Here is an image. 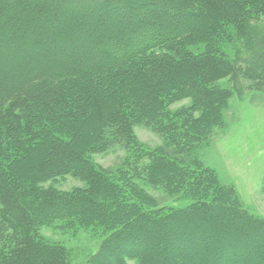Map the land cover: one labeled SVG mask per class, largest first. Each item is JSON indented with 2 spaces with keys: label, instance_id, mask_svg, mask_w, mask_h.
<instances>
[{
  "label": "trees",
  "instance_id": "obj_1",
  "mask_svg": "<svg viewBox=\"0 0 264 264\" xmlns=\"http://www.w3.org/2000/svg\"><path fill=\"white\" fill-rule=\"evenodd\" d=\"M248 92L264 0H0V264H72L44 228L100 237L87 264H259L264 218L200 159Z\"/></svg>",
  "mask_w": 264,
  "mask_h": 264
},
{
  "label": "rangeland",
  "instance_id": "obj_2",
  "mask_svg": "<svg viewBox=\"0 0 264 264\" xmlns=\"http://www.w3.org/2000/svg\"><path fill=\"white\" fill-rule=\"evenodd\" d=\"M188 101L177 103L171 109L186 106ZM225 127L216 129L210 146L200 151L203 164L213 169L223 185L234 188L243 205L253 214L264 218V94L248 92L241 99L237 95L229 101L223 113ZM137 139L149 148L160 145V139L148 129L136 128ZM124 153L114 149L95 156V161L103 169H114L120 165ZM79 181L66 178L56 184L60 190L82 186ZM158 207L184 208L188 200L168 198L161 192L146 189ZM41 235L49 241L61 243L69 249L72 264H87L90 255L96 253L101 242L90 232L79 231L61 234L51 228L41 230ZM259 264H264L262 257ZM128 264H136L129 261Z\"/></svg>",
  "mask_w": 264,
  "mask_h": 264
}]
</instances>
